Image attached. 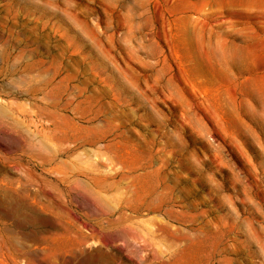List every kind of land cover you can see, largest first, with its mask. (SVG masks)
<instances>
[{"label":"rangeland","instance_id":"1","mask_svg":"<svg viewBox=\"0 0 264 264\" xmlns=\"http://www.w3.org/2000/svg\"><path fill=\"white\" fill-rule=\"evenodd\" d=\"M0 264H264V0H0Z\"/></svg>","mask_w":264,"mask_h":264}]
</instances>
